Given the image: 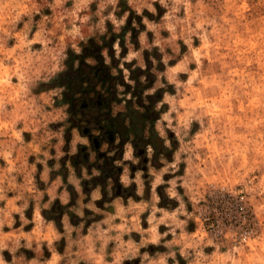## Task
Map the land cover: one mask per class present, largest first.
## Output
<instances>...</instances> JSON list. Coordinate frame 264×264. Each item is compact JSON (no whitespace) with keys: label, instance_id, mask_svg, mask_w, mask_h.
<instances>
[{"label":"rangeland","instance_id":"obj_1","mask_svg":"<svg viewBox=\"0 0 264 264\" xmlns=\"http://www.w3.org/2000/svg\"><path fill=\"white\" fill-rule=\"evenodd\" d=\"M80 61L120 131L156 118L100 144L115 172L70 122ZM0 264H264V0H0Z\"/></svg>","mask_w":264,"mask_h":264},{"label":"trees","instance_id":"obj_2","mask_svg":"<svg viewBox=\"0 0 264 264\" xmlns=\"http://www.w3.org/2000/svg\"><path fill=\"white\" fill-rule=\"evenodd\" d=\"M78 58L79 57H77V59ZM82 68L86 70L88 76L81 73ZM58 79L62 80L60 86L68 89L65 104L68 105V113L71 115L70 122L74 124L73 126L75 128L81 131L82 136L87 137L91 142L95 157L107 163L108 171L115 172L117 168L112 166V162L116 159L106 158L105 155L100 154L98 152L100 144L104 142L109 147L112 146L115 136H118L121 142L128 134L139 137L142 131L141 126H144L146 123L152 125L156 118H149L148 112L146 111L147 108L144 106V112L141 114L135 113L134 116L129 115V110V113L124 116L129 120L130 129L120 131L117 118L110 116L108 112L109 104L116 100L113 91L114 81L110 78L106 68L102 65L87 66L80 61L76 69H73L72 66L69 65L65 72L59 74ZM96 84L105 88L106 96H102L94 90L93 86ZM90 93H92V97L88 96ZM76 94L79 95L78 98L74 97ZM75 116H79V120L75 119ZM121 116L124 118L123 115ZM81 122L85 123L84 128L78 127ZM121 125H124L123 120L121 121ZM91 130H95L98 136H91ZM85 151L86 149L80 146L77 153L69 158L73 167L79 163L83 164L85 167L88 166V157ZM79 155H82V159L76 161ZM97 169L105 178L110 177L109 174L103 173L104 170L101 166H97Z\"/></svg>","mask_w":264,"mask_h":264}]
</instances>
